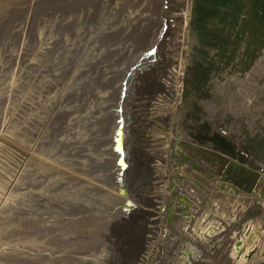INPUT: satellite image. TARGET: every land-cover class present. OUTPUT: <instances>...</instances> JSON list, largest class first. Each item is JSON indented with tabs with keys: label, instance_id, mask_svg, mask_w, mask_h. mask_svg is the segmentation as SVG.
<instances>
[{
	"label": "rangeland",
	"instance_id": "rangeland-1",
	"mask_svg": "<svg viewBox=\"0 0 264 264\" xmlns=\"http://www.w3.org/2000/svg\"><path fill=\"white\" fill-rule=\"evenodd\" d=\"M243 1L202 0L199 43L194 0H0V264H131L107 153L120 105L163 79L200 69L237 140L264 144V33L234 20Z\"/></svg>",
	"mask_w": 264,
	"mask_h": 264
},
{
	"label": "built area",
	"instance_id": "built-area-1",
	"mask_svg": "<svg viewBox=\"0 0 264 264\" xmlns=\"http://www.w3.org/2000/svg\"><path fill=\"white\" fill-rule=\"evenodd\" d=\"M184 75L118 110L110 193L128 223L114 238L131 264H264V144L237 140L249 130L236 128L223 95L195 110ZM205 135L226 138L234 153Z\"/></svg>",
	"mask_w": 264,
	"mask_h": 264
},
{
	"label": "water",
	"instance_id": "water-1",
	"mask_svg": "<svg viewBox=\"0 0 264 264\" xmlns=\"http://www.w3.org/2000/svg\"><path fill=\"white\" fill-rule=\"evenodd\" d=\"M237 9L241 13V14H235V16H234V20L238 24L240 23L241 19L246 17L245 20H244L245 26H249V27L253 26L256 32L261 30L264 33V0H246V1L244 0L243 2H241L239 4ZM203 12H204V9H203L202 0H194L192 21L194 22V24L196 26V29H197V32H196V37L197 38L196 39H197V41L199 43L203 42L202 34L201 35L198 34L199 31H201L202 29H206L207 28L206 24L209 22V17L212 14H214V13H211V15L210 14L209 15H204ZM254 22H256V23H254ZM257 24H258L259 27L257 26ZM249 27H245L244 29H247ZM210 35H213V33L210 32ZM192 36H193V34H192ZM243 41H244V39H243ZM191 52L194 55L196 53V48L192 49ZM262 54H264V44H263L261 50L259 51V55L256 57L254 62ZM254 62H253V64H254ZM194 68L196 69L194 64H190V65L187 66V68H186L187 70L186 71H192ZM199 75H200V69H196L195 72H193V74H192L191 80H189V82H187V81H185V82L187 83L186 84L187 85L186 86V91L190 92L191 95H194V98H192V101H191L192 104L195 103L196 101L201 103L202 109H199V107L197 109L196 108H194V109L197 110L198 112H202V111H205L204 105L205 104L208 105L207 104V102H208L207 100L209 99L211 101V99L215 98V96L211 97V98H208V99L206 98V89H207V87H206V85H203V83H202L203 82V77L201 75L200 76ZM227 76H230V75H227ZM227 76L225 77V75H224V79L220 80V81L229 82L230 79H228L229 77H227ZM216 78L218 79L217 75L214 77V80ZM214 80H213V83L215 84ZM214 84H211L209 86L211 90L214 87ZM199 92L202 93L201 96L199 95ZM213 93L216 96L219 95L218 92H213ZM208 97H210V96H208ZM117 113H118V111H117ZM203 139L215 143L219 148H221L223 151H225L227 153H230V154L234 153V144L232 142L227 141L226 138H224L222 136L205 135L203 137ZM113 152L116 153L115 149H113ZM116 159H117V157H116ZM237 168H239V170H243L246 175L251 176L252 182L256 179L257 175H256V173L254 171L243 169V168H240L239 166H237Z\"/></svg>",
	"mask_w": 264,
	"mask_h": 264
},
{
	"label": "crops",
	"instance_id": "crops-1",
	"mask_svg": "<svg viewBox=\"0 0 264 264\" xmlns=\"http://www.w3.org/2000/svg\"><path fill=\"white\" fill-rule=\"evenodd\" d=\"M107 155L112 158V164H110V168L115 167V163H116V157H115V155L113 154V152H111V153L109 152V153H107ZM118 213H119V210L117 211V214H114L113 211H110L108 213L107 220H109V222H112V223L115 222L116 223L117 217L119 215ZM90 225H91V222L90 221L87 224L83 225L84 230H82V231L85 232V228L88 227V226H90Z\"/></svg>",
	"mask_w": 264,
	"mask_h": 264
},
{
	"label": "bare ground",
	"instance_id": "bare-ground-1",
	"mask_svg": "<svg viewBox=\"0 0 264 264\" xmlns=\"http://www.w3.org/2000/svg\"><path fill=\"white\" fill-rule=\"evenodd\" d=\"M232 12V11H231Z\"/></svg>",
	"mask_w": 264,
	"mask_h": 264
}]
</instances>
